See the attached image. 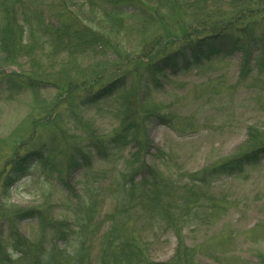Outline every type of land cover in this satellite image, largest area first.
I'll list each match as a JSON object with an SVG mask.
<instances>
[{
    "label": "trees",
    "instance_id": "16d2710c",
    "mask_svg": "<svg viewBox=\"0 0 264 264\" xmlns=\"http://www.w3.org/2000/svg\"><path fill=\"white\" fill-rule=\"evenodd\" d=\"M216 1L87 0L86 5L91 9L89 15L84 16L83 6L74 10L67 0H60L62 9L57 24L44 22L41 10L32 8L27 0L2 1L0 50L11 62L28 57L35 65L41 53L61 61L65 67L81 57L94 55L99 48L110 49L126 61L128 57L138 59L117 79L100 87H96V83L79 84L74 76L58 73L56 82L68 91L64 99L69 103L68 121L74 122L76 127L69 134L60 125L61 119L58 122L56 112L45 117L47 121L42 122L53 128L51 134L42 146L35 144L24 149L23 154L17 152L12 156L3 186L8 188L24 177L33 160L49 167V158L57 155L65 161L66 168L55 169L56 177L69 194L78 198L77 190L69 182L72 170L91 167L97 156L108 159L112 152L120 151L131 142L138 150L129 160L132 172L122 174L117 184L115 208L108 215L110 225L104 234H85L83 224L75 234L68 220L53 217L47 201L36 208L0 209V219L8 220V233L5 237L0 235V264H200L196 259L197 247L186 244L183 228L198 215L197 208L205 195L202 185L208 176L242 173L246 166L259 163L264 157V130L250 125L244 151L193 174L189 183L176 186L172 178L163 177L155 168H149L140 182H136L135 175L146 165L140 156L150 153V121L159 117L172 124L167 114L146 105L142 98L145 93L160 91L162 77L192 68L211 69L210 65L220 58L241 51L237 84L247 83L255 77V72L264 78V27L261 23L264 6L261 10L259 6L258 11L254 9V5H264V0H230L229 10L234 14L223 21L217 20L222 17H212ZM133 35L142 37L136 47L130 45ZM253 46L259 50L258 54L251 51ZM16 77L21 76L11 75L10 80ZM11 81L15 85V80ZM44 82L23 78L19 83L36 89L40 85L46 87ZM112 99L118 105L113 114L119 124L108 138L84 122L82 111ZM38 122L41 123L36 120L32 137L35 143L41 140ZM138 209L143 217L159 220L175 230L177 245L170 261L153 260L151 241L128 224ZM92 213L90 203L87 214ZM32 217L38 219L40 228L35 240L27 238L18 227L19 219ZM99 235L100 247L95 254ZM258 257L264 264V255L258 253Z\"/></svg>",
    "mask_w": 264,
    "mask_h": 264
},
{
    "label": "rangeland",
    "instance_id": "374dc122",
    "mask_svg": "<svg viewBox=\"0 0 264 264\" xmlns=\"http://www.w3.org/2000/svg\"><path fill=\"white\" fill-rule=\"evenodd\" d=\"M27 1L32 8L41 10L44 22L58 23V13L62 9L60 0ZM229 1L217 0L213 4L212 17H222L216 19L223 21L233 16ZM67 2L74 10L83 6L84 16L89 15L91 8L86 5L87 0ZM259 6L261 10L264 5H254V9L258 11ZM261 16L264 17V13ZM261 23L264 27L262 18ZM151 31L152 28L149 33ZM141 39L139 35H133L129 39L130 45L136 47ZM251 51L259 52L254 46ZM37 58L35 65L28 57L11 62L0 50V209L36 208L47 201L53 217L68 220L75 234L79 233L80 224H83L85 234H104L110 225L108 215L115 208L117 184L122 174L132 172L128 164L138 150L134 142L112 152L108 159L97 156L89 168L81 166L70 172L69 182L77 190L80 203L56 177L55 169L66 168L65 161L57 155L49 158V167L33 160L24 177L8 188L3 186V179L15 153L23 154L24 149L35 144L40 147L47 140L53 128L42 122L47 121L45 117L56 112L58 122L61 119L60 125L67 133L74 131L76 125L68 121L66 115L69 103L64 99L68 97V91L56 82L58 73L74 76L79 84L96 83V87H100L117 79L138 59L128 57L126 61L107 48H99L94 55L81 57L78 62L65 67L61 61L41 53ZM241 61L242 52L236 51L210 65L211 69L192 68L177 75L168 74L162 77L159 92L142 95L146 105L167 114L172 124L159 117L150 121V153L140 156L146 165L135 175L136 182H140L149 168H155L163 177L172 178L176 186L189 183L193 174L244 151L250 125L264 130V78L255 72L253 79L237 84ZM14 74L21 76L12 79L15 85L10 83V76ZM23 78L35 79L41 84L45 81L47 86L32 89L19 83ZM116 107L118 105L112 99L83 109L84 122L96 133L109 138L119 124L113 114ZM36 120L41 121L37 128L41 130L38 143L32 141ZM202 188L205 195L197 208L198 215L183 228L186 244L197 247V262L261 264L258 253L264 255V157L256 165L246 166L242 173L208 176ZM90 203L93 205L91 216L87 214ZM141 214L139 209L136 210L128 224L151 241L153 260L170 261L177 245L175 230ZM18 227L30 240L40 234L36 217L19 219ZM7 233L8 220L2 218L0 235L5 237ZM100 236L96 240L95 254L99 251Z\"/></svg>",
    "mask_w": 264,
    "mask_h": 264
}]
</instances>
